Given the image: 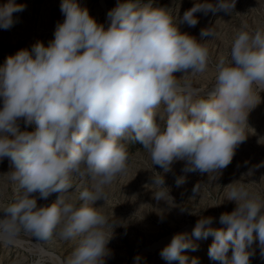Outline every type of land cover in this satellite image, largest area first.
<instances>
[{
  "label": "clouds",
  "instance_id": "clouds-1",
  "mask_svg": "<svg viewBox=\"0 0 264 264\" xmlns=\"http://www.w3.org/2000/svg\"><path fill=\"white\" fill-rule=\"evenodd\" d=\"M25 7L13 0L0 5V29H10L13 13ZM234 7L235 0H204L185 11L181 22L194 27L195 13ZM60 10L65 19L48 46L38 41L0 67V161L9 159L7 176L18 186L14 202L0 209V240L11 242L21 230L39 241L54 234L65 241L79 237L65 264H105L114 226L95 204L126 172V142H139L164 172L177 161L185 162V172L226 168L264 92V27L237 30L229 56L215 65L213 86L202 93L174 74L206 72L209 49L181 32L170 11L124 0L108 12L105 28L77 0H62ZM21 119L34 130L21 131ZM76 178L90 181L79 206L69 196ZM153 186L156 200L169 197L160 174ZM37 193L44 200L59 196L38 206ZM227 199L237 206L220 215L224 227L213 228L212 217H201L192 235L214 238L208 254L220 264H250L254 243L264 256V195L240 186L231 187ZM196 247L187 233H177L160 255L187 264L183 253ZM134 259L138 264L140 257Z\"/></svg>",
  "mask_w": 264,
  "mask_h": 264
},
{
  "label": "rangeland",
  "instance_id": "rangeland-1",
  "mask_svg": "<svg viewBox=\"0 0 264 264\" xmlns=\"http://www.w3.org/2000/svg\"><path fill=\"white\" fill-rule=\"evenodd\" d=\"M8 0H0V5ZM124 0H77L86 8L98 24L109 26L108 12ZM143 6L151 4L154 8L170 11L177 20L181 32L195 37L205 43L209 49L210 62L206 72L190 75L181 71L174 75L177 78L190 80L192 86L206 93L215 82V65L228 57L231 45L238 29L245 24L249 29L264 27V0H235L231 12L199 11L194 15L198 23L193 27L181 22L185 11L204 0H136ZM216 4L218 0H208ZM17 5H25L22 12L13 13L14 25L0 29V54L3 65L7 57L15 55L21 49L31 50L38 41L48 46L54 40L58 23L65 19L60 10L62 0H13ZM211 29L213 35H201L202 30ZM1 65V67L3 66ZM189 74V75H188ZM260 102L249 112L246 139L236 149L232 162L216 173L185 172V162H174L171 171L164 172L158 165H152L148 152L139 142L127 141L129 153L127 170L119 175L109 186L105 187L106 200H98L96 207L102 210L113 222V237L108 244L110 255L105 264H179V261H167L160 255L161 250L170 243L177 233H187L188 239L196 245V250L188 249L183 254L188 257L187 264L193 258L197 264H220L209 257L208 250L213 237L197 239L192 235L197 221L201 217H212L213 228L224 227L219 222L222 213H230L236 208V202L227 199L231 187L243 186L250 193L264 195V92H260ZM3 107L0 98V108ZM163 105H161V111ZM21 131H33L35 125L19 121ZM8 158L0 161V209L14 202L17 185L8 178L10 171ZM160 174L164 179L165 191L169 197L165 200L154 198L153 177ZM184 177V183L177 186V178ZM75 190L70 189L71 201L77 206L83 203L78 198L80 192L89 187L90 181L76 178L73 181ZM231 185V187H229ZM38 206L55 202L59 193L52 194L47 200L37 194ZM0 212V219H3ZM79 237L73 240H62L55 234L46 241H39L31 234L20 231L11 240H0V264H65L73 250L78 246ZM253 255L250 264H264L258 242L252 245ZM231 255V252H229Z\"/></svg>",
  "mask_w": 264,
  "mask_h": 264
},
{
  "label": "trees",
  "instance_id": "trees-1",
  "mask_svg": "<svg viewBox=\"0 0 264 264\" xmlns=\"http://www.w3.org/2000/svg\"><path fill=\"white\" fill-rule=\"evenodd\" d=\"M1 65H3V58H2V56L0 54V67H1Z\"/></svg>",
  "mask_w": 264,
  "mask_h": 264
}]
</instances>
